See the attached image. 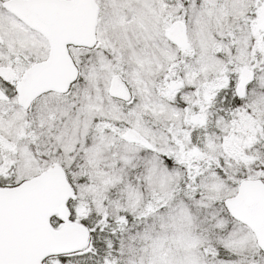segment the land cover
Masks as SVG:
<instances>
[{"label":"snow or ice","instance_id":"obj_1","mask_svg":"<svg viewBox=\"0 0 264 264\" xmlns=\"http://www.w3.org/2000/svg\"><path fill=\"white\" fill-rule=\"evenodd\" d=\"M0 264H264V0H0Z\"/></svg>","mask_w":264,"mask_h":264}]
</instances>
